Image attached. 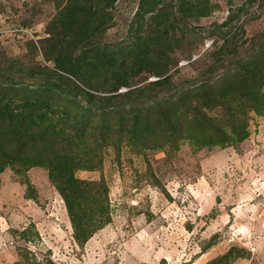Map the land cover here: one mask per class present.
Here are the masks:
<instances>
[{"label": "rangeland", "instance_id": "obj_1", "mask_svg": "<svg viewBox=\"0 0 264 264\" xmlns=\"http://www.w3.org/2000/svg\"><path fill=\"white\" fill-rule=\"evenodd\" d=\"M68 1L0 0V58L3 54L27 66L40 63L56 71L57 19ZM195 2L208 4L211 14L198 19L194 12L187 15L177 10L180 0H156L157 9L170 4L174 8L167 26L160 23L158 32V22L153 20L156 13L142 15L140 0H118L107 9L110 19L105 30L74 57L82 54L89 61L96 54L92 50L102 48L115 53L117 64H128L135 41L152 44L151 39L159 38L162 45H151L150 56L170 64L174 90L167 94L172 96L235 68L236 57L225 56L222 69L207 73L215 62L213 54L224 43L219 32L230 40L239 26L244 27L243 38L229 46L238 58L264 42V0ZM241 8L239 18L228 23ZM225 22L228 26L217 28ZM146 71L129 80L130 89L122 88L117 94L145 87L156 77ZM16 80L33 82L20 75ZM15 105V112L28 108ZM179 109L164 114L152 111L136 126L132 120L122 125L112 120L107 129L97 121L92 126L80 125L87 131L85 145L100 146L91 155H84L82 147L61 143L60 131L68 136L75 132L68 122L60 126L55 120L54 128H49L58 133L55 150L80 164L96 166L88 171L78 165L73 176L104 184L110 220L78 246L49 171L38 167L23 171L20 165L7 168L0 174V264H212L229 253L244 258L228 264H264V110L238 115L249 132L244 142L209 147L201 145L203 139L217 140L222 134L214 132L211 124L228 135L235 127L225 119L224 108L202 109L196 100ZM203 115L211 123L202 122L199 128L204 131H194L193 138L189 122L201 121ZM142 129L144 139L134 140L133 135Z\"/></svg>", "mask_w": 264, "mask_h": 264}, {"label": "trees", "instance_id": "obj_2", "mask_svg": "<svg viewBox=\"0 0 264 264\" xmlns=\"http://www.w3.org/2000/svg\"><path fill=\"white\" fill-rule=\"evenodd\" d=\"M117 1L69 0L61 9L57 19L60 33L56 42L54 40L57 55L53 60L56 71L48 69L47 66H40V63L27 66L20 59L8 58L3 54L0 58V174L7 168L14 169L16 165H20L23 171L35 167L49 171L53 186L65 205L73 238L78 246L85 245L92 234L102 228L103 223L109 222L105 204L108 192L104 184L74 178L73 174L78 165L88 171H94L96 166L91 162L80 164L73 156L60 154L55 150L58 133L49 129L54 128L55 120L61 123L60 126L64 121L68 122L72 126L70 130L75 132L73 135L69 132L68 136L60 131L61 143L68 147H82L84 155H91L98 152L100 146L93 148L85 145L87 131L80 125L92 126L94 121L103 127L112 120L120 125L132 120L136 122V126L141 122L137 123L143 115L147 116L152 111L162 114L168 110L177 111L182 106L186 107L187 103L198 100L202 109L224 108L225 119L229 118L228 120L235 124L230 130V135L211 124L214 132L222 133L218 138L221 140L204 138L201 142L202 146L224 147L242 143L249 137L248 128L242 124L244 120L238 119L239 114L246 115V112L250 111L260 114L264 110V42H259L243 58H238L235 50H229L236 38H243L245 30L242 25L230 40H225L226 36L219 32L224 43L213 54L215 62L208 67L207 73L222 69L225 56L236 57L235 68L222 71L213 81L202 80L187 89L175 92L172 96L167 94L174 90L173 77L169 74L170 64H163L159 59H152L150 56V47L158 48L162 45L159 38L156 41L151 39L152 44L135 41L133 59L129 60L128 64H117L115 53H108L102 48L92 50L96 54L89 61L83 59L82 54L74 57L78 49L91 44L92 37L105 30L110 19L107 9L112 8ZM180 1L177 10L181 13L193 15L194 12L198 19L211 14L212 8L206 3L199 4L196 0ZM254 1L249 0V3ZM157 5L156 0H140L142 15L156 13L153 20L158 22L156 31L161 32L160 23L163 22L167 26L174 8L170 4L157 9ZM237 12L238 14H235L234 11L228 23H232L235 17L239 18L242 8ZM226 26L228 24L225 22L217 28ZM169 27H174V23H170ZM47 40L45 41L53 42L50 38ZM30 43L36 50V44ZM44 55L47 62H50L49 55ZM144 69L156 76L154 78L157 80L150 81L143 88L117 94L122 88L130 89L129 80L138 77ZM18 75L33 82L25 84V81H17ZM161 94H167L168 97L160 98ZM16 103L21 108H28L15 112ZM68 108L70 110H67ZM202 117L201 121L194 119L193 123L189 122L191 128H187L192 129L193 138L194 131H204L199 128L202 122L211 123L207 116ZM107 128L109 127L104 129ZM143 132L145 131L142 129L140 133L133 135V139H144L140 137ZM95 207L96 210L91 209ZM231 255L229 253L212 264L223 261L228 264L244 258L243 255L230 257Z\"/></svg>", "mask_w": 264, "mask_h": 264}, {"label": "built area", "instance_id": "obj_3", "mask_svg": "<svg viewBox=\"0 0 264 264\" xmlns=\"http://www.w3.org/2000/svg\"><path fill=\"white\" fill-rule=\"evenodd\" d=\"M206 48H210V46H207ZM157 79L156 78H153L152 81H156Z\"/></svg>", "mask_w": 264, "mask_h": 264}]
</instances>
